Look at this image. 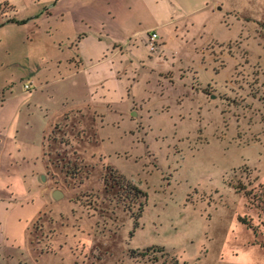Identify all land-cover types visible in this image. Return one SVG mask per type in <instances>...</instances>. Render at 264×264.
I'll use <instances>...</instances> for the list:
<instances>
[{
	"label": "rangeland",
	"instance_id": "374dc122",
	"mask_svg": "<svg viewBox=\"0 0 264 264\" xmlns=\"http://www.w3.org/2000/svg\"><path fill=\"white\" fill-rule=\"evenodd\" d=\"M9 1L0 90L52 86L0 133V264H264V0Z\"/></svg>",
	"mask_w": 264,
	"mask_h": 264
},
{
	"label": "crops",
	"instance_id": "0c3cea01",
	"mask_svg": "<svg viewBox=\"0 0 264 264\" xmlns=\"http://www.w3.org/2000/svg\"><path fill=\"white\" fill-rule=\"evenodd\" d=\"M110 1V0H109ZM8 6L10 7V10L7 11L4 15H0V29L9 25H25V24H34V20L35 18H22L19 17L17 15V11L13 5V3H10V1H6ZM106 5L109 4V2L106 0L104 2ZM66 10H70V11H74L77 15L78 18L82 19V20H86L88 21H92V20H96V22H99V27L101 25L102 22V16L104 15V7L102 4L99 3H95V2H88L87 0H81L78 1V4L76 5H70V6H64L59 9V11L61 12H66ZM49 13L47 15H44L43 17H45L46 19L49 17L48 16ZM82 17V18H81ZM20 20V19H25V22L22 24H19L16 21H9V20ZM85 37H83V35H78L77 37V41L75 42V54L78 56L79 58V62L78 64H76L75 62H73L72 64L68 63V61H64V63H62V61H59L58 63L60 64L59 66H57V68H60L62 66L63 70H67L70 72V74L75 72V75L78 74V71L81 70L80 68H82V55L80 52V48L79 45L82 42V40H84ZM74 50V49H73ZM70 56V55H69ZM103 59L101 58V61ZM72 70V71H71ZM60 72V71H59ZM29 75L31 77H35L34 74L29 73ZM76 77H74V75L70 76V79L72 81L75 80ZM33 82H37V85H35V88L33 90V92L29 93L28 95H25V93L20 90L18 91H12L11 88L12 86H10L9 84H6L1 90H0V111H7L8 116L10 117L9 120L6 119V121H4V125L2 126V128L0 129V133L2 135H4V133L8 136L14 135L13 130L15 129V127H11L13 121L16 118V115L19 113V109H21L25 104H27V102H34L35 105L40 106V104H45L47 102L48 96H47V92L50 89V86H52V83H50V81L44 79L43 81H41L39 78H34ZM76 84L80 85L77 88L74 87L75 91H79L80 94L83 93L84 88H86V84L83 85V83H80V80L76 79ZM89 87V86H88ZM87 87V89H88ZM100 90H102V92L104 91L103 87H100ZM106 92H108L106 90ZM89 96L93 101H91V108H96L97 110H99V112H101L100 115V121H101V126H100V130L102 131L104 129V126L109 123L108 122V114L111 108V104L110 101L107 99L106 96H98V92L95 90L92 92V90H90L89 92ZM102 100V101H99ZM84 106L82 105H75V107H72V109H76V108H83ZM85 108V107H84ZM70 109V110H72ZM69 110V111H70ZM68 112V111H67ZM64 112L61 116L65 115ZM104 137V136H103ZM105 138V137H104Z\"/></svg>",
	"mask_w": 264,
	"mask_h": 264
},
{
	"label": "built area",
	"instance_id": "2783aa9c",
	"mask_svg": "<svg viewBox=\"0 0 264 264\" xmlns=\"http://www.w3.org/2000/svg\"><path fill=\"white\" fill-rule=\"evenodd\" d=\"M10 10V7L8 6L6 0H0V15H4L7 11ZM144 45L149 51H156L157 47L159 46V36L156 31L148 32L144 36ZM26 91L30 90V87L28 85H24Z\"/></svg>",
	"mask_w": 264,
	"mask_h": 264
},
{
	"label": "trees",
	"instance_id": "16d2710c",
	"mask_svg": "<svg viewBox=\"0 0 264 264\" xmlns=\"http://www.w3.org/2000/svg\"><path fill=\"white\" fill-rule=\"evenodd\" d=\"M9 20V19H8ZM9 21H16V22H18L19 24H22V23H24L25 22V19H20V20H9ZM125 186H128L129 187V189L131 190V192H132V194H133V198H137V197H139V196H141V197H146V193L144 192V191H142L140 188H138L137 186H135V185H131V183H127V184H125ZM142 203H140L139 202V209H141V207H142V205H141Z\"/></svg>",
	"mask_w": 264,
	"mask_h": 264
},
{
	"label": "water",
	"instance_id": "95a60500",
	"mask_svg": "<svg viewBox=\"0 0 264 264\" xmlns=\"http://www.w3.org/2000/svg\"><path fill=\"white\" fill-rule=\"evenodd\" d=\"M51 196H52L54 199H57V198L59 199V198L62 196V192L59 191V189H54V190L52 191Z\"/></svg>",
	"mask_w": 264,
	"mask_h": 264
}]
</instances>
